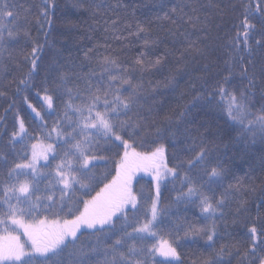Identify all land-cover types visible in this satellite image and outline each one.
<instances>
[{"label":"trees","instance_id":"16d2710c","mask_svg":"<svg viewBox=\"0 0 264 264\" xmlns=\"http://www.w3.org/2000/svg\"><path fill=\"white\" fill-rule=\"evenodd\" d=\"M7 2L14 13L8 27L15 39L8 42L5 30V42L0 44V187L7 182L14 163L21 162L26 154L30 157V145L36 142L33 137L43 139L62 118L69 97L60 76H67V88L83 93L89 86H99L102 61L110 57L127 70L133 83L141 85L138 111L144 119L139 135L145 143L141 145L138 140L137 150H152V141L163 144L168 167H175L178 172L177 177L169 176L161 182L157 238L145 242L146 250L140 257L144 264H166L147 252L161 238L173 241L180 253L174 264H203L218 255L223 264H260L264 259V132L258 127L249 131L247 121L243 127L233 123L218 106L219 96L213 95L231 64L233 74L225 87L237 93L244 91L254 115L264 111V47L255 43L256 39H264V13L255 11L258 0ZM259 2L264 8V0ZM248 4L253 6L248 19L255 27L250 40L252 54L241 49L249 70L241 76L242 68L233 59L238 54L231 41L241 30ZM174 5L182 7L183 12H172ZM138 27L144 32L137 35ZM145 39L150 42L148 48L144 46ZM33 48L37 49L35 53ZM141 52H147L142 64L137 63ZM157 57L160 64L154 63ZM248 59L252 65L247 64ZM22 80L27 82L21 83ZM45 88L54 97L55 111L48 109L42 99ZM21 120L27 136L14 141L13 133L19 131ZM157 128L163 130L159 137ZM52 136L55 140V133ZM201 148L207 149L211 166L224 169L221 181L210 183L200 167L189 169L188 160ZM118 151L122 154L123 149L117 150L103 139L93 146V152L104 157L94 161L93 173L102 181L99 187L115 175ZM56 163L58 159L50 157L48 162L40 161L38 167L47 174ZM186 174L195 187L215 199L225 191L229 193L216 214L212 247L203 231L194 234L189 229L212 227L213 221L201 212L199 199H177L181 192H187V186L182 184ZM50 179L47 175L38 177V196L51 194ZM132 186L138 205L136 209L129 207L127 218L129 222L142 223L146 214L150 217L156 183L151 174L139 172ZM95 191L89 195H95ZM59 195L56 191L57 199ZM81 196L78 191L70 204L74 205ZM5 209L6 205H0V214ZM124 222L123 217L116 219L115 227L104 231L82 228L75 245L69 244L59 259L64 264H110L111 245L123 235ZM253 226L257 229L255 241L250 232ZM135 243L140 247L139 241ZM35 264H40L39 258Z\"/></svg>","mask_w":264,"mask_h":264},{"label":"snow or ice","instance_id":"6c2138e0","mask_svg":"<svg viewBox=\"0 0 264 264\" xmlns=\"http://www.w3.org/2000/svg\"><path fill=\"white\" fill-rule=\"evenodd\" d=\"M9 8L7 0L0 2V44L5 42V30L8 42L15 39L13 30L8 27L14 20V13ZM178 9L183 12V8L178 5H174L171 11L177 12ZM252 9L251 4L245 6L241 30L231 41L234 51L238 54L233 59L240 63L241 76H246L249 71L241 49L247 51L249 55L252 54L250 40L255 25L248 19ZM255 11L264 13L259 0L255 5ZM140 32H144L142 27H138L137 35ZM255 43L264 47V39H256ZM149 45L150 42L145 39V48ZM36 51L37 49L33 48V53ZM146 56L147 52H141L137 63L142 64ZM160 62L161 59L157 57L154 63ZM102 63L101 83L99 86H89L83 93L79 89L74 92L73 89L67 88V76L64 74L60 76L61 86L65 88L69 97L62 118L43 139L33 137L36 142L30 145V157L26 154L21 162L14 163L9 169L7 182L0 187V205H6L5 211L0 214V264H35L38 258L40 264H64L59 258L69 244L75 245L82 228L104 231L106 228H114V221L121 217L125 221L122 226L123 235L111 245L110 264H144L140 257L146 250L145 242L149 238L157 237L161 182L169 176L177 177L178 172L177 168L168 167L166 148L163 144L152 141L155 144L152 150H137L138 140L141 145L145 143L144 137L139 135L143 128L141 121L144 119L138 111L140 106L138 89L141 85L133 83L127 70H122L116 59L105 57ZM247 64L252 65L253 61L248 59ZM32 65L34 70L35 60L32 61ZM233 70L234 66L229 64L228 75L223 77V83L218 82L216 85L213 95L219 96L218 106L233 123L243 127L247 121L249 131L258 127L264 132V111L260 115H254L249 110L247 94L244 91L237 93L225 87L230 82ZM261 71L264 73V68ZM31 75L30 71L28 78H31ZM44 92L42 99L47 108L55 111L53 95L47 94V88ZM76 100H79V103H76ZM32 111L40 117L39 111L35 108ZM162 132V129H156L158 137ZM52 133H55V140ZM25 136L27 130L21 120L19 131L13 133V140L19 137L22 141ZM101 139L112 143L117 150L122 148L123 151L122 154L119 151L117 153L119 160L115 165V175L99 187L102 181H98L93 173L94 161L104 157L94 153L93 146ZM50 157L53 160L58 159V163L52 172L42 173L38 167L40 161L48 162ZM188 167L189 169L200 167L208 176L210 183L219 182L224 177L222 167L211 166L205 148H201L188 160ZM139 172L151 174L156 183V198L151 201L150 217L146 214L142 223L138 220L129 222L127 218L129 207L136 209L138 205V197L132 184ZM45 175L51 177L49 184L52 191L51 194L41 197L37 195L38 177ZM182 184L187 186V192H181L177 199L198 198L201 212L207 214L206 219L213 221L211 228L197 230L189 226V229L194 234L203 231L207 236L208 246L212 247L216 235V214L218 209L224 206L229 193L225 191L219 199H215L195 187L192 178L187 174ZM95 187H99V190L95 191ZM56 191L60 193L58 199ZM78 191L82 196L76 199L74 205L70 204ZM91 191H95V195H89ZM84 196L88 198L85 199ZM81 204L82 207L79 206ZM129 227L132 229L131 232L127 231ZM250 232L255 241L256 227L253 226ZM128 241L134 243L129 244ZM136 241L140 242V247H137ZM255 250L256 246L253 244L252 251ZM147 252L153 256L158 254L164 257L166 264H174L180 259L177 247L168 239L161 238L153 243ZM203 264H223V261L218 255L214 259L204 261ZM260 264H264V259L260 260Z\"/></svg>","mask_w":264,"mask_h":264},{"label":"rangeland","instance_id":"374dc122","mask_svg":"<svg viewBox=\"0 0 264 264\" xmlns=\"http://www.w3.org/2000/svg\"><path fill=\"white\" fill-rule=\"evenodd\" d=\"M156 198V197H155ZM159 203V202H158ZM157 238V237H156ZM24 238L22 237V240H23ZM159 239H157V241H158ZM156 241V242H157ZM156 257L158 258V259H160V260H165V258L164 257H161V256H159L158 254H156Z\"/></svg>","mask_w":264,"mask_h":264}]
</instances>
